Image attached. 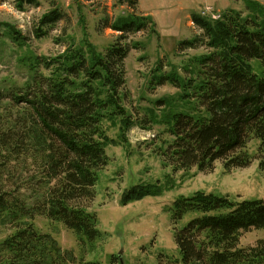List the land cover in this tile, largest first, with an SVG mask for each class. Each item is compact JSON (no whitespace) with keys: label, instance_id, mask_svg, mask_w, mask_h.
Here are the masks:
<instances>
[{"label":"trees","instance_id":"trees-1","mask_svg":"<svg viewBox=\"0 0 264 264\" xmlns=\"http://www.w3.org/2000/svg\"><path fill=\"white\" fill-rule=\"evenodd\" d=\"M243 1L250 16L233 9L217 19L190 15L201 33L179 48L208 50L189 60L185 71L190 78L164 74L160 65L154 70L153 85L174 86L187 107L169 113L165 122L171 138L160 152L172 171L207 172L216 162L225 170L247 168L255 154L264 171V78L250 66L256 60L264 73V9ZM23 2L36 3L18 0L17 5ZM117 3L134 10L138 1ZM63 17L57 8L43 14L35 38ZM153 24L147 16L120 17L109 25L120 35L103 53L87 57L82 47L68 46L61 54L28 57L22 84H0V220L10 228L0 243V264H103L85 259L88 248L104 236L87 206L108 164L105 147L113 143L103 122L125 116L120 105L124 60L129 47L140 45L126 43L127 37L147 28L156 33ZM6 31L14 42L26 40L10 26ZM251 141H258L255 154L248 151ZM158 190L132 186L123 192L121 204L155 196ZM169 210L177 251L170 263L264 264V239L238 246L242 231L264 229V198L235 201L196 192L178 197ZM36 217L72 231L78 255L40 232L33 224ZM118 258L111 256L110 263Z\"/></svg>","mask_w":264,"mask_h":264},{"label":"rangeland","instance_id":"rangeland-1","mask_svg":"<svg viewBox=\"0 0 264 264\" xmlns=\"http://www.w3.org/2000/svg\"><path fill=\"white\" fill-rule=\"evenodd\" d=\"M137 1L133 10L125 4L118 5L117 0H35L36 3L23 2L21 7L18 0H0V84H22L26 76L23 60L28 57L61 54L68 46L82 47L87 57L90 52L103 53L120 35L109 27L115 19L135 14L152 20L156 33L147 28L126 39V43L140 45L138 49L129 47L124 60L125 85L120 92V105L125 116L103 122L113 143L105 147L108 164L95 184L94 201L87 206L96 214L97 228L104 236L88 248L85 259L111 264L109 258L119 254L122 264H172L170 260L176 259L177 251L170 221L171 204L178 197L196 192L228 196L235 201L263 199L264 171L259 168L261 156L255 154L258 141L248 144V151L255 155L247 168L225 170L221 162L207 172L195 168L175 172L165 167L160 151L171 138L165 122L169 113L186 111L187 107L180 102V91L174 86L153 85V73L160 65L164 74L190 78L192 75L185 71L189 60L208 52L202 46L179 48L181 42L201 33L193 25L191 14L213 19L228 9L240 11L243 17L251 13L243 0ZM253 1L264 9V0ZM53 8L63 13V19L44 27L46 35L36 39L34 29L39 18ZM8 26L21 32L26 40L14 42L6 31ZM250 66L264 78L258 61H251ZM161 100L166 101L165 106L157 103ZM137 185L157 186L160 191L122 205L123 192ZM33 224L40 232L50 234L63 250L78 255V242L72 231L43 217H36ZM9 233L8 225L0 220V243ZM262 239L264 229L242 231L238 246L251 247ZM114 264H120L119 258Z\"/></svg>","mask_w":264,"mask_h":264},{"label":"water","instance_id":"water-1","mask_svg":"<svg viewBox=\"0 0 264 264\" xmlns=\"http://www.w3.org/2000/svg\"><path fill=\"white\" fill-rule=\"evenodd\" d=\"M119 259H120V264H122V259L120 258V256H119Z\"/></svg>","mask_w":264,"mask_h":264},{"label":"built area","instance_id":"built-area-1","mask_svg":"<svg viewBox=\"0 0 264 264\" xmlns=\"http://www.w3.org/2000/svg\"><path fill=\"white\" fill-rule=\"evenodd\" d=\"M213 19H216L217 18V16H215V17H212Z\"/></svg>","mask_w":264,"mask_h":264}]
</instances>
